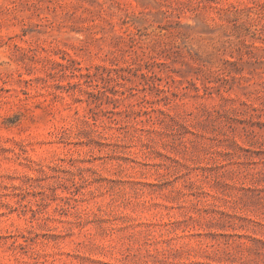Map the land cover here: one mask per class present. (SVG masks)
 Masks as SVG:
<instances>
[{
    "label": "rangeland",
    "instance_id": "374dc122",
    "mask_svg": "<svg viewBox=\"0 0 264 264\" xmlns=\"http://www.w3.org/2000/svg\"><path fill=\"white\" fill-rule=\"evenodd\" d=\"M0 264H264V0H0Z\"/></svg>",
    "mask_w": 264,
    "mask_h": 264
}]
</instances>
